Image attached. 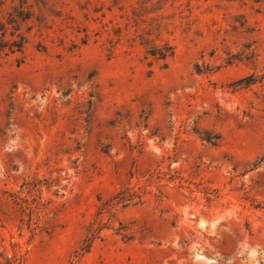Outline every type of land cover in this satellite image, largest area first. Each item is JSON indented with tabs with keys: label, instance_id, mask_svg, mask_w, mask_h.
Wrapping results in <instances>:
<instances>
[{
	"label": "rangeland",
	"instance_id": "1",
	"mask_svg": "<svg viewBox=\"0 0 264 264\" xmlns=\"http://www.w3.org/2000/svg\"><path fill=\"white\" fill-rule=\"evenodd\" d=\"M257 1L0 0V264H264Z\"/></svg>",
	"mask_w": 264,
	"mask_h": 264
},
{
	"label": "trees",
	"instance_id": "2",
	"mask_svg": "<svg viewBox=\"0 0 264 264\" xmlns=\"http://www.w3.org/2000/svg\"><path fill=\"white\" fill-rule=\"evenodd\" d=\"M260 1L261 0H258L257 2H260ZM140 44L146 48L147 53L150 56L157 57L160 60H166L168 57L172 56L173 54V47L169 45L167 42L163 43L162 45H157L148 38H142V41ZM243 81L245 80H240L238 83H242ZM117 201H119L117 203H120L123 200L122 198H119Z\"/></svg>",
	"mask_w": 264,
	"mask_h": 264
}]
</instances>
